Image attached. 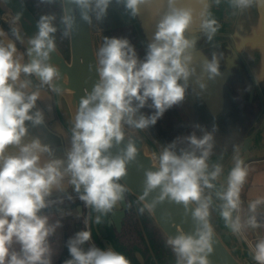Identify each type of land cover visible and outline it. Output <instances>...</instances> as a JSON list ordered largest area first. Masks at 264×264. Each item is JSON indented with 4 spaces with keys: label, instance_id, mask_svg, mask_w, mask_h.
Instances as JSON below:
<instances>
[{
    "label": "clouds",
    "instance_id": "1",
    "mask_svg": "<svg viewBox=\"0 0 264 264\" xmlns=\"http://www.w3.org/2000/svg\"><path fill=\"white\" fill-rule=\"evenodd\" d=\"M53 3L54 0H46ZM80 10L81 19L92 22L102 20L113 0H69ZM122 3L132 17L147 13L156 22V31L147 45L143 59L127 38L104 37L97 55L99 81L80 101L71 127V148L66 158H53L51 148L38 138L25 142L26 122L33 126L44 122L40 110L33 112L40 99V90L29 91L31 80L39 78L40 87H54L60 79L57 67L49 63L50 53L56 50L53 25L54 16H41L38 32L30 39L27 55L22 63L14 42L5 43L7 33L0 28V264H52L53 248L50 243L61 220H53L45 209L73 201V196H58L73 187L78 199L98 214L107 215L123 200L127 189L121 178L127 174V165L136 160L138 149L129 136L124 148L115 155L126 138V126L145 130L154 126L163 114L185 98L190 77L196 75V38L190 36L199 22V29L209 41L218 31V21L211 18L207 0H115ZM220 4L221 0H214ZM235 9L246 10L254 5L264 7V0H229ZM201 6L198 10L197 6ZM20 19L13 17L15 24ZM64 35L68 36L75 18L67 13L62 17ZM17 40L18 27L11 28ZM202 72L208 79L220 75L216 54L203 61ZM201 89L206 87L203 76L197 78ZM154 109L145 115L141 109ZM186 148L177 149L173 141L157 153H152L155 170L145 172L143 201L159 188V195L151 204L140 209L151 212L156 204L168 199L183 204L187 210L193 206L195 231L185 233L178 229L175 237L166 241L177 257L176 264H211L214 228L210 222L215 197L220 215L232 232L244 238L247 229H264V198L251 199L247 215H242V190L249 168L235 148L234 165L227 174L226 184L218 179L224 169L221 164L209 171V158L214 137L207 132L201 137L195 133L184 138ZM10 146L17 149L9 151ZM47 156L48 158H45ZM206 190H212L206 192ZM72 215L60 210V216ZM95 222L101 223L100 215ZM92 239L90 230L78 231L67 241L71 259L64 264H130L121 253L102 250L94 244L85 249ZM14 245L19 246L16 250ZM252 259L264 264V236L249 245Z\"/></svg>",
    "mask_w": 264,
    "mask_h": 264
},
{
    "label": "water",
    "instance_id": "2",
    "mask_svg": "<svg viewBox=\"0 0 264 264\" xmlns=\"http://www.w3.org/2000/svg\"><path fill=\"white\" fill-rule=\"evenodd\" d=\"M60 2L63 16L67 13L75 18L74 26L68 35L67 53L55 41L56 50L50 53L48 61L57 67L60 79L54 81L53 88L46 85L41 88L38 77L22 76V79H29L32 82L29 91L40 90V99L32 111L40 110L44 116L41 125L33 126L31 122H26L28 133L25 142L38 138L42 144L51 148L53 158H66L71 148V127L75 112L86 92L90 93L99 81L94 14H90L92 22L89 24L81 19L80 10L76 5L69 0ZM221 2L222 7L214 0H207L211 18L218 21V31L211 41L200 31L199 22L188 34L196 38L194 61L196 75L190 77L188 88L200 99L203 113L198 118L196 109H193L190 102L184 98L182 102L168 109L153 126L160 141L165 144L176 141L177 149L186 148L188 145L184 138L193 133L201 137L211 132L214 141L230 142L228 150L212 153L208 161L209 171H212V166L217 163L224 169L218 179L216 191L220 190V184L227 182V174L234 165L237 146L246 165L264 159V7L254 5L242 11L233 8L229 0ZM197 7L199 10L201 6ZM17 14L20 15V19L13 24V17ZM132 18L134 26L147 46L156 31V22L143 12ZM38 21L39 18L24 0H0V28L7 33L6 39L3 37L0 39H5V43L16 44L18 54L23 55L22 63H28L32 59L27 55V49L30 47L28 39L38 32ZM12 27L20 29L19 40L12 36ZM228 35L231 45L229 44L226 49H218L219 40L223 37L226 39L225 36ZM213 54H216L220 75L208 79L207 74L202 72L201 65L205 60L210 61ZM201 76L206 85L204 89L196 82ZM227 110L231 129L225 135L216 129L214 134L213 129L207 124L209 123L207 119L220 120ZM149 111L153 114L155 110ZM125 131V140L118 147H114L112 153L115 155L124 148L128 142L127 137L130 136L136 144L138 154L136 160L127 165L126 176L121 178V183L125 185L127 191L113 211L107 215L96 213L78 199L73 187L70 186L65 193H54L52 198L71 194L73 199L77 200L53 206L44 212L60 213V210L68 212L73 209L77 211L81 224L85 222V214L88 215L92 243L102 250L111 249L123 254L130 264H170L161 250L152 243L143 216L145 213L148 215L167 241L169 237L178 234V229L185 233L195 231L196 223L191 215L193 206L186 210L183 204L165 199L156 204L151 212L147 209L140 211L145 203L151 204L159 195L157 188L143 201L140 199L144 190L145 172L149 169L155 170L152 153L158 152L143 130L126 126ZM9 151L14 153L17 149L10 146ZM212 195L214 198L212 210L216 216V224L210 220L214 228L213 252L208 257L211 264H256L244 239L225 225L219 209L222 201L215 197L214 192ZM97 215L101 217L99 224L95 222ZM125 238H130L129 243L124 242Z\"/></svg>",
    "mask_w": 264,
    "mask_h": 264
},
{
    "label": "rangeland",
    "instance_id": "3",
    "mask_svg": "<svg viewBox=\"0 0 264 264\" xmlns=\"http://www.w3.org/2000/svg\"><path fill=\"white\" fill-rule=\"evenodd\" d=\"M30 8L34 11L36 16L40 19L41 16L50 15L54 16L55 20L53 25L57 28L56 33H54L55 41L60 46V48L67 53L68 51V36L64 35L65 26L62 23V6L60 0H54L53 3H48L46 0H24ZM222 7V2L218 4ZM127 11V13H126ZM94 20V31H95V42L96 49L98 51L99 47L102 45L104 37H117V38H127L132 46L135 48V51L139 58L143 59L147 46L144 44L140 33L137 30V27L134 25V20L132 16L128 13V10L124 7L122 3L118 4L113 0V3L110 4L106 16L102 20H96L95 15L93 16ZM185 98L190 102V106L193 109H196L197 117L201 116L202 103L193 92L187 88L185 93ZM149 107L141 109V112L145 115H150ZM226 114L217 121L215 119H207V123L216 133V129H219V132L223 135L226 134L228 130L231 129V121L229 117V110ZM145 135L149 138L151 143L156 147L157 152L159 153L163 147L167 146L164 142L160 141L159 135L155 130V127L150 126L149 128L143 130ZM214 147L212 153H217L218 151H226L230 148V142L221 143L220 140L213 141ZM219 149V150H218ZM77 200V199H73ZM66 202V200H65ZM72 202V201H69ZM210 220L215 223L216 216L214 215L213 210H211ZM216 224V223H215Z\"/></svg>",
    "mask_w": 264,
    "mask_h": 264
},
{
    "label": "crops",
    "instance_id": "4",
    "mask_svg": "<svg viewBox=\"0 0 264 264\" xmlns=\"http://www.w3.org/2000/svg\"><path fill=\"white\" fill-rule=\"evenodd\" d=\"M247 166L249 168V175L241 196L243 208L241 214L245 216L247 215V206L251 199L264 198V159L252 161L248 163ZM68 212H71L72 215H65L63 218H61L60 213H46L52 214L53 220L60 219L62 224V227L58 228L56 233L50 237V243L53 248L52 264H64L67 259H71L67 248V241L78 231L89 230L88 215L85 214V222L81 224L76 210L71 209ZM143 218L145 220L146 230L152 239V243L161 250L170 264H176L177 257L171 247L167 245L164 236L158 231L146 213ZM261 236H264V229H247L244 232L243 239L249 250V245H254ZM129 241L130 238H125L124 240L125 243H129ZM90 245H93L92 240L84 245L85 249ZM14 247L16 250H19L18 245H14Z\"/></svg>",
    "mask_w": 264,
    "mask_h": 264
},
{
    "label": "flooded vegetation",
    "instance_id": "5",
    "mask_svg": "<svg viewBox=\"0 0 264 264\" xmlns=\"http://www.w3.org/2000/svg\"><path fill=\"white\" fill-rule=\"evenodd\" d=\"M219 35V34H218ZM220 36V35H219ZM221 37V36H220ZM226 37V39L223 37V39H221V40H219V42L217 43V48L218 49H220V50H222V49H226L227 47H228V45L230 44L231 45V43L229 42L230 41V35H228V36H225ZM214 48V47H213ZM214 50L217 52V50L214 48ZM219 50V51H220ZM219 150V149H218ZM219 152V151H218Z\"/></svg>",
    "mask_w": 264,
    "mask_h": 264
}]
</instances>
